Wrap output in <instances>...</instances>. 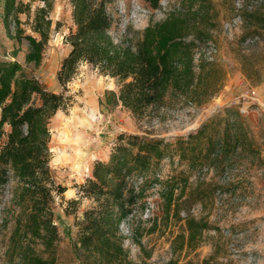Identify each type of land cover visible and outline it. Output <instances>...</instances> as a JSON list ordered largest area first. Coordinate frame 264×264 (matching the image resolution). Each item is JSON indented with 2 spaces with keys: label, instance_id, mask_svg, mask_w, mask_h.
<instances>
[{
  "label": "trees",
  "instance_id": "1",
  "mask_svg": "<svg viewBox=\"0 0 264 264\" xmlns=\"http://www.w3.org/2000/svg\"><path fill=\"white\" fill-rule=\"evenodd\" d=\"M32 1L4 0L3 20L8 26V17L12 16L15 29L12 34L8 30L9 36L18 43L27 42L25 61L38 66L51 31L49 11L53 0H36L42 6L35 8L30 22L35 35L24 34L17 17L20 12L29 15ZM146 1L153 8L159 5V0ZM68 2L71 25L63 34V42L69 51L56 72L60 91L49 89L20 63L0 61V190L14 182L10 189L15 219L11 242L19 264L56 261L53 251L60 236L53 208L65 187L51 174L50 121L72 104L67 84L81 64L113 78L114 104L134 116L179 99L201 106L215 95L225 76L214 62L197 54L200 41L210 40L208 0H182L159 20L149 19L133 38H115L120 18L110 9L113 0ZM255 17L258 28L264 30V16ZM58 27L57 22L55 29ZM223 111L226 118L221 132L210 117L173 141L136 133L116 135L107 160L93 162L84 181L75 185L78 197L67 200L73 208L64 209L75 216L77 234L72 247L76 264H137L128 258L120 227L149 187L147 174H153L149 177L156 180L153 170L163 158L174 155L188 168L224 167L229 155L245 149L244 122L233 108ZM135 177H141L142 183L137 184ZM165 190L163 200L169 209L174 187L167 185ZM83 199L88 205L76 215ZM208 227L206 222L188 218L187 234H177L172 249L188 247ZM38 243L45 255L35 250ZM167 264L177 263L169 260Z\"/></svg>",
  "mask_w": 264,
  "mask_h": 264
},
{
  "label": "rangeland",
  "instance_id": "2",
  "mask_svg": "<svg viewBox=\"0 0 264 264\" xmlns=\"http://www.w3.org/2000/svg\"><path fill=\"white\" fill-rule=\"evenodd\" d=\"M208 1L210 40L200 41L197 54L214 62L225 76L215 95L203 105L179 99L149 109L143 116H134L120 104H114L115 80L90 65L81 64L78 73L68 82L67 94L71 95L72 104L66 111L59 110L50 121L51 174L65 187L62 198H56L53 208L60 236L53 251L55 264L77 262L72 247L77 234L75 216L66 214L64 209L73 208L67 200L78 197L75 185L84 181L95 160L108 156L118 133L173 141L210 117L221 132L225 108H233L245 123L253 105H248V114L241 113V105L247 106L243 96L255 82L262 85L264 94V30L258 28L255 19V16H264V0ZM3 3L0 0V61H16L49 89L60 91L56 72L69 51L63 42V34L71 25L68 0L52 1L51 31L38 66L25 61L27 42L18 43L9 36L8 30L12 34L15 25L12 16L8 17V26L5 24ZM181 3L182 0H159L158 7L153 8L146 0H113L110 9L120 18L114 30L115 38L136 37L149 19L159 20ZM39 6H42L39 1H32L29 15L17 14L24 34L35 35L30 22ZM57 22L59 27L55 29ZM233 99L238 102L231 104ZM259 99L264 105L260 95ZM258 118L262 120L261 128L244 125L245 149L229 155L223 163L225 168L223 165L188 168L174 155L163 158L153 170L156 180L149 177L153 174H147L149 187L120 227L123 247L131 261L137 264H167L169 260L177 264H264V114ZM134 180L142 183L141 177ZM13 184L0 190V264H19L11 242L15 226L14 206L10 201ZM167 185L174 187V200L169 209L163 200ZM87 205L88 200L83 199L75 214L80 215ZM188 218L206 222L209 227L188 247L175 251L171 244L177 234H187ZM34 247L45 255L39 243Z\"/></svg>",
  "mask_w": 264,
  "mask_h": 264
},
{
  "label": "crops",
  "instance_id": "3",
  "mask_svg": "<svg viewBox=\"0 0 264 264\" xmlns=\"http://www.w3.org/2000/svg\"><path fill=\"white\" fill-rule=\"evenodd\" d=\"M239 73L241 74V72H239ZM242 76H243V74H242ZM252 88H254L258 92L260 97L264 100V94H263V91H262V85L260 83L255 82L254 86H252ZM230 101H231L230 102L231 104H235V103L238 102L237 99H233V100H230ZM251 110H252L251 111L252 114H251V116L246 117V120H245V123H244L245 126L247 128H251V129L252 128H254V129L261 128L260 126H261L262 120H260L258 117H259L260 114H264V105H261L259 109H254L253 108ZM248 113H249V111H248ZM252 131H253V133L255 132L254 130H252ZM107 158H108V156H106L103 160H107ZM183 165H186V167H187V164H183Z\"/></svg>",
  "mask_w": 264,
  "mask_h": 264
},
{
  "label": "built area",
  "instance_id": "4",
  "mask_svg": "<svg viewBox=\"0 0 264 264\" xmlns=\"http://www.w3.org/2000/svg\"><path fill=\"white\" fill-rule=\"evenodd\" d=\"M243 103L247 102V106L241 105L240 112L248 114V105H253L252 108L259 109L261 106L259 95L254 88H251L244 96H243Z\"/></svg>",
  "mask_w": 264,
  "mask_h": 264
}]
</instances>
